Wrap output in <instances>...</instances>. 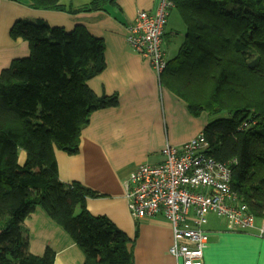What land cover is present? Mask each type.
<instances>
[{
  "label": "trees",
  "instance_id": "16d2710c",
  "mask_svg": "<svg viewBox=\"0 0 264 264\" xmlns=\"http://www.w3.org/2000/svg\"><path fill=\"white\" fill-rule=\"evenodd\" d=\"M34 10L90 13L111 0L67 9L60 0H29ZM184 28L177 55L160 84L203 129L206 153L232 161L231 187L256 219H264V0H171ZM13 40L29 46L27 58L0 73V264H53L55 253L29 252L22 223L39 207L84 255L83 264H133L129 239L107 217L85 208L97 194L58 178L55 149L79 150L91 113L116 106L97 97L88 81L104 68L103 40L83 26L71 32L42 21L18 20ZM26 160L18 164V153Z\"/></svg>",
  "mask_w": 264,
  "mask_h": 264
},
{
  "label": "crops",
  "instance_id": "0c3cea01",
  "mask_svg": "<svg viewBox=\"0 0 264 264\" xmlns=\"http://www.w3.org/2000/svg\"><path fill=\"white\" fill-rule=\"evenodd\" d=\"M92 1L60 0V5L73 10ZM111 1L101 11L73 14L34 10L29 0H0V73L13 60L29 56L27 42L13 40L9 34L18 20L42 21L66 32L80 25L103 40L104 68L87 84L99 98L115 96L117 104L91 113L81 128L77 153L55 149L58 178L97 194L86 199L85 208L93 216L107 217L127 236L133 264H180L168 253L171 226L160 217L135 221L127 206L124 182L139 166L161 163L160 152L166 144L188 142L211 118L205 113L193 117L181 100L161 86L148 60L126 42L127 28L137 13L154 11L156 0ZM171 13L163 37L169 61L177 55L185 36V31H172L168 45L166 28ZM25 160V152L19 151L18 164L23 166ZM22 227L31 254L42 256L50 248L55 253L53 264L84 263L82 251L41 208L26 217ZM203 230L208 234L203 264H264V238L254 231H238L229 219L214 214L207 216Z\"/></svg>",
  "mask_w": 264,
  "mask_h": 264
},
{
  "label": "built area",
  "instance_id": "2783aa9c",
  "mask_svg": "<svg viewBox=\"0 0 264 264\" xmlns=\"http://www.w3.org/2000/svg\"><path fill=\"white\" fill-rule=\"evenodd\" d=\"M173 8L171 0H156L154 11L138 12L127 28V44L148 60L158 79L168 66L163 37ZM207 148L203 132L181 146L166 144L160 152L161 163L139 166L124 182L135 221L160 217L171 226L168 253L180 264H203L208 244L203 227L209 214L229 219L238 231H254L264 238V221L257 225L231 187L233 162L214 160Z\"/></svg>",
  "mask_w": 264,
  "mask_h": 264
},
{
  "label": "rangeland",
  "instance_id": "374dc122",
  "mask_svg": "<svg viewBox=\"0 0 264 264\" xmlns=\"http://www.w3.org/2000/svg\"><path fill=\"white\" fill-rule=\"evenodd\" d=\"M172 11V13H171V16H170V18H169V21H168V26H167V32H168V34H167V36H166V39H167V41H168V45H170L171 44V39H172V36H170V33L173 31V32H179V31H181V34H183L184 33V31H185V28H184V25H183V23H182V21H181V19L179 18V16L177 15V13H176V10L175 9H172L171 10ZM133 22V21H132ZM132 22H131V24H132ZM130 24V25H131ZM129 25V26H130ZM128 26V27H129ZM178 29V30H177ZM71 32V31H70ZM175 32V33H176ZM169 48H170V51L173 49V46L171 47V46H168ZM256 219V218H255ZM262 221H264V219H256V222H262Z\"/></svg>",
  "mask_w": 264,
  "mask_h": 264
}]
</instances>
